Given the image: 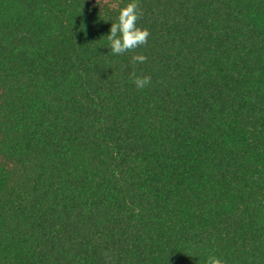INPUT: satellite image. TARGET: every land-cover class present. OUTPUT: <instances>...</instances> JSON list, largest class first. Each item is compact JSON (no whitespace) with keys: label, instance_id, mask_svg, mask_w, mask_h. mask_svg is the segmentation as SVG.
<instances>
[{"label":"trees","instance_id":"trees-1","mask_svg":"<svg viewBox=\"0 0 264 264\" xmlns=\"http://www.w3.org/2000/svg\"><path fill=\"white\" fill-rule=\"evenodd\" d=\"M128 2L0 0V264H264V0Z\"/></svg>","mask_w":264,"mask_h":264},{"label":"clouds","instance_id":"clouds-1","mask_svg":"<svg viewBox=\"0 0 264 264\" xmlns=\"http://www.w3.org/2000/svg\"><path fill=\"white\" fill-rule=\"evenodd\" d=\"M139 15L137 0H130L120 9L118 20L111 24L107 35L108 48L113 54L119 55L134 50L147 42L149 31L137 24ZM145 59L144 55L133 56L135 62L142 63ZM133 82L138 89L143 90L151 83V76H136ZM206 264H227V261L220 256L210 254L206 258Z\"/></svg>","mask_w":264,"mask_h":264}]
</instances>
